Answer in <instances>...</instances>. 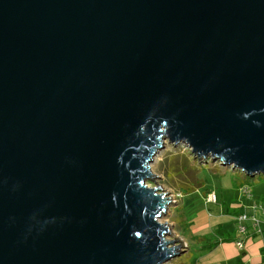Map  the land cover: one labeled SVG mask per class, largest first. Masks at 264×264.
I'll list each match as a JSON object with an SVG mask.
<instances>
[{"label": "water", "instance_id": "water-1", "mask_svg": "<svg viewBox=\"0 0 264 264\" xmlns=\"http://www.w3.org/2000/svg\"><path fill=\"white\" fill-rule=\"evenodd\" d=\"M167 143L264 175V0H0V264L184 255Z\"/></svg>", "mask_w": 264, "mask_h": 264}, {"label": "crops", "instance_id": "crops-1", "mask_svg": "<svg viewBox=\"0 0 264 264\" xmlns=\"http://www.w3.org/2000/svg\"><path fill=\"white\" fill-rule=\"evenodd\" d=\"M210 169L216 173L231 174L230 184L231 189L223 187H207V199H203L200 194L192 196V199H187V195L182 193L181 201L185 205H190L194 201H204L207 205V218L206 221L193 226L190 231V238L196 239L192 242L186 243L187 252L193 253L190 260L196 257L195 247L198 248V258L194 264H264V233L262 235L252 234L249 230L250 237L241 236L238 232L236 218L242 214H254L252 207L254 205L260 206L264 210V177L259 179H250V177L242 176L237 171H231L227 167L218 164L208 165ZM237 184L235 183V176ZM210 188V189H209ZM243 188H249L251 197L243 193ZM196 193V192H195ZM215 194V201H209V196ZM260 216L261 214L256 213ZM262 219V218H260ZM230 226L237 231V237L229 234ZM219 231L222 232L224 238L221 237ZM185 237V236H184ZM185 240H189L186 239ZM204 239L207 243L204 244ZM238 241H243V247L240 249L237 246ZM203 242V243H201ZM216 243V247L212 249H205ZM185 253V254H186Z\"/></svg>", "mask_w": 264, "mask_h": 264}, {"label": "rangeland", "instance_id": "rangeland-1", "mask_svg": "<svg viewBox=\"0 0 264 264\" xmlns=\"http://www.w3.org/2000/svg\"><path fill=\"white\" fill-rule=\"evenodd\" d=\"M210 160V159H209ZM205 160L198 161L194 158L191 151L186 148V146L173 147L168 143L164 150L160 151L159 154L155 157L153 163L151 164V171L154 179L147 181V186L149 188H156L161 186L164 190L169 193L176 194L182 193L187 195V199H192V196L200 194L202 198L207 199V187H223L226 189H231L230 180L231 174L216 173V171L210 169L208 165L218 164ZM209 163V164H207ZM230 169V168H229ZM233 172V170H231ZM242 176L246 178L247 175L243 174L240 171H237ZM235 176V175H233ZM264 177V175H259L250 179H259ZM237 178L240 179V175L235 176L233 180L237 184ZM248 179V178H247ZM154 180V181H153ZM210 189V188H209ZM196 192V193H195ZM215 196V194H214ZM168 213L162 217L160 223L168 224L171 229L172 236L169 239H181L185 243L190 241L196 242V239L190 238L191 227L193 226L192 221H195V225L200 224L201 222L206 221L208 212L207 205L204 201H194L190 205H185L184 201H181V198L177 203H173ZM229 234L237 237L236 229H233L230 226ZM186 239L189 240H185ZM203 243V242H201ZM207 243V239H204V244ZM196 252V257L190 260V256L194 253H186L167 264H189L194 263L198 258V248L194 249Z\"/></svg>", "mask_w": 264, "mask_h": 264}, {"label": "built area", "instance_id": "built-area-1", "mask_svg": "<svg viewBox=\"0 0 264 264\" xmlns=\"http://www.w3.org/2000/svg\"><path fill=\"white\" fill-rule=\"evenodd\" d=\"M210 162V160H207ZM209 164V163H207ZM220 166L221 163H219ZM232 170V169H230ZM243 193L248 196L251 197V192L249 190V188H243ZM172 199H173V203H177V201L182 198L181 194H172ZM209 201L214 202L215 201V197L214 194L212 196H209ZM254 214H242L240 216H238L236 218L237 221V228H238V232L241 236H249L250 237V233L249 230L252 231V234L255 235H262L264 233V210L257 205H254L252 207ZM256 213L261 214L260 216L256 215ZM262 218V219H260ZM243 241H238L237 242V246L242 249L243 247Z\"/></svg>", "mask_w": 264, "mask_h": 264}, {"label": "trees", "instance_id": "trees-1", "mask_svg": "<svg viewBox=\"0 0 264 264\" xmlns=\"http://www.w3.org/2000/svg\"><path fill=\"white\" fill-rule=\"evenodd\" d=\"M219 234H220V236L219 237H221L220 239H222V238H224V236L222 235V232H220L219 231ZM216 243H213L211 246H209V247H205V249H212V248H215L216 247ZM196 262V260L194 261V263ZM194 263H189V264H194Z\"/></svg>", "mask_w": 264, "mask_h": 264}]
</instances>
